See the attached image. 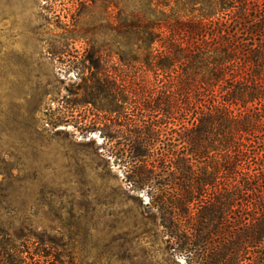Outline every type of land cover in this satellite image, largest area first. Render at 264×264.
<instances>
[{
    "label": "rangeland",
    "instance_id": "obj_1",
    "mask_svg": "<svg viewBox=\"0 0 264 264\" xmlns=\"http://www.w3.org/2000/svg\"><path fill=\"white\" fill-rule=\"evenodd\" d=\"M90 1L0 0V264H188L115 157L154 121L141 108L161 95L158 80L113 55L103 67L116 100L90 89L91 35L71 45L76 27L97 30L105 49L101 5L84 11ZM93 94L96 107L84 104ZM122 99L123 112H106Z\"/></svg>",
    "mask_w": 264,
    "mask_h": 264
},
{
    "label": "trees",
    "instance_id": "obj_2",
    "mask_svg": "<svg viewBox=\"0 0 264 264\" xmlns=\"http://www.w3.org/2000/svg\"><path fill=\"white\" fill-rule=\"evenodd\" d=\"M90 2L109 34L104 53L97 30L71 31V45L91 35L90 89L116 100L103 67L113 55L159 83L141 108L154 121L115 155L133 191L147 190L188 264H264V0ZM95 95L84 104L96 107ZM122 100L106 112H123Z\"/></svg>",
    "mask_w": 264,
    "mask_h": 264
}]
</instances>
